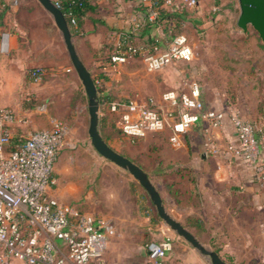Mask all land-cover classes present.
Returning a JSON list of instances; mask_svg holds the SVG:
<instances>
[{
	"label": "crops",
	"instance_id": "obj_1",
	"mask_svg": "<svg viewBox=\"0 0 264 264\" xmlns=\"http://www.w3.org/2000/svg\"><path fill=\"white\" fill-rule=\"evenodd\" d=\"M180 1L173 0L172 5L162 7L180 15L181 28V25L186 26L185 22L189 21L192 9L190 6H180ZM20 2L21 0H0V105H10L15 111V119L10 123L13 141L25 138L33 130L49 127L48 111L42 109L38 111L28 104L20 105L17 97L20 91L24 92L25 96L29 90L37 95L39 87L36 88V81L27 78V70L47 63L48 60L45 59L54 52L50 41L51 34L43 22L39 27L35 22L34 13L20 12ZM95 2L97 11L92 17L96 21L84 18L77 32L72 35V40L82 62L99 80V94L107 98H132L137 101H145L153 96L159 101L164 89H187L183 81L185 73L178 69L176 64L154 73H147L143 71L140 55L113 66L107 57L108 54L105 56L95 53L102 45L103 29L113 33L114 37L111 40L113 50L123 41L121 31L130 27L136 33L132 37L134 43L144 48L156 43L163 48L169 41L171 27L175 24L171 16L161 19L146 30L134 29L133 23L145 19V15L151 12L150 0H95ZM48 17L45 16L43 21L48 20ZM98 20H103V23ZM36 28L42 31L44 34L42 37H39ZM44 51L48 54L43 59L44 56H41L40 52ZM104 56L106 58L103 60ZM138 62L141 63L140 67ZM224 104L225 101L205 99L208 108H222ZM262 121L264 123V119ZM203 131L204 123L200 121L184 133L186 159L183 162L171 164L157 161L150 165L152 173L148 170L146 172L150 176L153 174L154 184L157 180L161 185L163 202L166 209L170 208L171 215L204 245L211 249L218 247L221 257L227 264H264V184L260 185L253 181L249 165L227 149L229 144L236 141L228 121L224 127L210 130L221 148L217 155L205 149ZM154 171L157 174H154ZM53 194L61 202H71L65 186L55 185ZM90 208L93 207L90 206L86 211H90ZM140 210L141 213L144 212V209ZM142 217L150 233L148 236L150 239L140 244L141 248H138L140 254H134L136 256L129 257L130 259H126L123 264H153L152 258L148 255L147 244L160 240L166 234L163 223L150 218L152 216L149 215L143 214ZM115 243L109 235L106 247L108 245L114 247ZM165 262L211 264L206 256L179 237L173 238V247L167 253ZM10 264L25 262L15 258Z\"/></svg>",
	"mask_w": 264,
	"mask_h": 264
},
{
	"label": "rangeland",
	"instance_id": "obj_2",
	"mask_svg": "<svg viewBox=\"0 0 264 264\" xmlns=\"http://www.w3.org/2000/svg\"><path fill=\"white\" fill-rule=\"evenodd\" d=\"M197 1L195 6H190L192 15L185 22L186 26L179 28V33H184L191 44L192 58L174 63L185 73V86L190 81H196L204 105L205 99L225 101L222 108L237 111L252 120L257 128L264 129V46L258 33L252 26H248L245 33L237 26L238 0ZM41 8L34 13L37 26L46 22L43 21L45 16L52 19ZM35 31L39 37L44 35L39 28ZM103 31L102 45L94 52L106 56L112 50L111 40L114 36L105 29ZM53 32L50 41L54 52L48 58L46 51L40 52L43 59L48 61L36 65L45 72L44 78L34 80L39 92L36 95L29 90L23 96L24 92L20 91L17 100L20 105H33L38 111H48L49 127L53 120L60 119L69 128L67 143L60 151L55 166L56 185L67 187L69 203L83 210L92 206L94 209L90 208L89 212L107 217L113 225L111 236L116 243L114 247L108 245L104 251L107 263L123 264L126 259L140 254V244L150 239L143 214L163 223L165 235L182 238L156 215L148 193L129 171L103 157L92 145L88 135L87 96L85 101L72 106L73 90L84 88L70 62L60 31L56 27ZM143 71L147 72L144 67ZM205 107L208 108L207 105ZM101 114L108 115L110 120L115 118L105 103L100 104ZM111 130L109 141L114 149L138 161L150 173V165L157 161L173 164L186 159L185 146L174 149L170 145L168 129L148 132L136 138L123 134L116 127ZM250 177L258 184H264V181L252 175ZM151 178L155 179L153 174ZM140 209H144V212L141 213ZM167 210L171 211L170 208Z\"/></svg>",
	"mask_w": 264,
	"mask_h": 264
},
{
	"label": "built area",
	"instance_id": "obj_3",
	"mask_svg": "<svg viewBox=\"0 0 264 264\" xmlns=\"http://www.w3.org/2000/svg\"><path fill=\"white\" fill-rule=\"evenodd\" d=\"M158 1L161 6L173 4V0H150L151 6ZM197 2L181 0L180 6L192 7ZM157 13L152 7L148 18L153 19ZM133 26L137 29L140 24L135 21ZM122 38L109 55L113 66L140 55L144 69L156 72L192 58V47L184 33L173 35L163 48L158 44L144 48L131 38ZM42 72L39 66L30 70L36 81ZM103 103L114 114L115 124L123 134L136 138L168 129L173 148L182 147L184 133L202 121L203 145L213 155L219 154L221 148L210 130L222 128L228 121L236 141L227 149L249 165L253 178L264 181V129L237 111L206 108L196 81H190L187 89H165L159 101L150 96L145 101L129 98ZM14 119V109L0 105V264H10L15 258L25 264H107L104 251L108 236L114 232L109 219L61 202L53 194L57 183L55 166L67 143L68 126L55 119L50 127L33 130L13 141L10 123ZM172 247L169 235L148 243L153 264H166L165 257Z\"/></svg>",
	"mask_w": 264,
	"mask_h": 264
},
{
	"label": "water",
	"instance_id": "obj_4",
	"mask_svg": "<svg viewBox=\"0 0 264 264\" xmlns=\"http://www.w3.org/2000/svg\"><path fill=\"white\" fill-rule=\"evenodd\" d=\"M51 15L54 24L61 33L70 62L75 69L85 94L89 115L88 135L94 148L105 158L126 169L146 190L158 216L179 236L188 241L202 255L207 257L211 264H227L218 252L204 245L187 227L171 215L166 209L162 197L149 174L129 157L112 148L101 136L99 130L100 100L96 84L90 71L82 62L72 40L70 26L54 0H37ZM239 14L237 26L246 32L248 26L258 33L264 44V0H238Z\"/></svg>",
	"mask_w": 264,
	"mask_h": 264
},
{
	"label": "trees",
	"instance_id": "obj_5",
	"mask_svg": "<svg viewBox=\"0 0 264 264\" xmlns=\"http://www.w3.org/2000/svg\"><path fill=\"white\" fill-rule=\"evenodd\" d=\"M54 1L56 2L58 7L63 12V14H64L69 26H70V30H71L72 35L77 32V29H78L79 25L81 24V22L84 20V18H88V19L90 18L94 22L96 21V19H93V17H92V14L97 11V3L95 2V0H54ZM160 4H161V2L158 1L156 4H154L152 6L153 8H156L158 10V13L155 15V17L153 19H149L148 18L149 14L147 13L145 15V19L138 21L140 24L138 29H141V30L145 29L146 30L147 28L156 25V23L159 22L161 19H163V18L167 19L168 16H171L175 22V24L171 27V32H170V37H169V38H171L173 35L180 32V30H179L180 23H181L180 22L181 20L179 19L180 15L178 13L170 12V11L166 10V8L162 7ZM19 9H20V12L23 11V12H26L27 14H33L37 10H39V9L41 10L42 8H41L40 3L37 0H21V2L19 3ZM72 19H74L75 22H72ZM98 21L100 23H103V20H98ZM43 24L50 34L54 33L53 31H55L56 27H55L51 18L48 17V20H46V22ZM121 34L124 37V40H127L128 38L132 39V37L134 35H136V33L132 27H130L128 30L121 31ZM153 40H155V39H153ZM150 42H152V40ZM154 44H156V43H154ZM262 45L264 46V44H262ZM111 51H109V53H108V56H107L108 58H109ZM109 61H110V58H109ZM35 67H37V66H33L27 70V78L29 80L34 81V76L30 73V70L34 69ZM39 67H41V66H39ZM90 74L92 75L93 80L96 84L100 102L102 103L104 101H110L111 99H113L111 97L107 98V97H105V95H102L101 93L99 94L100 82H99L98 78L95 77L91 73V71H90ZM44 76H45V72L43 71L41 74V78H44ZM72 94H73L72 95V106H75L76 103H78V102H82V101L86 100V94L81 87H79L76 90L74 89ZM32 107H33V105H32ZM114 127H116L121 132V130L115 124V118H113V120H110L108 115H103V114L100 115L99 130H100L101 136L112 148H114V147L111 145V143L109 141V136H110V131H112L111 129ZM132 160L134 162H136L139 166H141L145 171L148 170V169H146V167H144L138 161H135L134 159H132ZM153 173L157 174L156 171H154ZM149 176H150V174H149ZM155 184H156V187H157V189H158V191L162 197V200H163V192L161 190V185H159L157 180H155ZM156 215L158 216L157 213H156ZM214 250H216L218 252V254L220 255V249L218 247H215Z\"/></svg>",
	"mask_w": 264,
	"mask_h": 264
}]
</instances>
